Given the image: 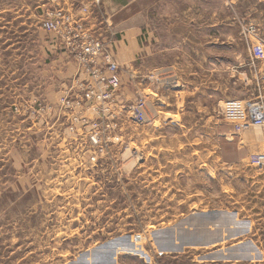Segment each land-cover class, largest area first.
<instances>
[{
    "label": "rangeland",
    "instance_id": "374dc122",
    "mask_svg": "<svg viewBox=\"0 0 264 264\" xmlns=\"http://www.w3.org/2000/svg\"><path fill=\"white\" fill-rule=\"evenodd\" d=\"M94 1L0 0V264H264V169L249 161L264 129L240 144L224 103L187 95L172 51L139 60L133 80L120 67L110 112L57 106L74 72H59L41 23ZM227 1L230 29H264V0ZM256 79L241 102H264Z\"/></svg>",
    "mask_w": 264,
    "mask_h": 264
},
{
    "label": "crops",
    "instance_id": "0c3cea01",
    "mask_svg": "<svg viewBox=\"0 0 264 264\" xmlns=\"http://www.w3.org/2000/svg\"><path fill=\"white\" fill-rule=\"evenodd\" d=\"M171 1L102 0L99 8L86 7L85 11L69 8L66 13L93 35L111 41L116 63L127 67V79L134 70L138 71L139 60L145 67L151 56L165 57L172 51L175 69L181 82L188 83L187 95L191 99L205 96L211 100L207 102L209 105L242 101L251 87L255 97L259 84L256 77L264 71V29H257L252 37H242L246 29H230L231 12L227 0H208L200 15L205 18L206 29H197L198 0H183L182 8L167 6L166 12L158 14L157 21L153 20L149 11L155 5ZM47 45L52 50L58 47L53 39ZM62 53V58L57 60L61 66L59 72L63 75L73 73L75 69L70 58ZM247 130L239 135L240 144L245 147L251 145Z\"/></svg>",
    "mask_w": 264,
    "mask_h": 264
},
{
    "label": "built area",
    "instance_id": "2783aa9c",
    "mask_svg": "<svg viewBox=\"0 0 264 264\" xmlns=\"http://www.w3.org/2000/svg\"><path fill=\"white\" fill-rule=\"evenodd\" d=\"M41 29L59 43L75 69L71 85L56 103L61 111L97 115L110 112L121 86V68L112 55L111 41L93 35L62 9L48 14ZM246 32L254 35L257 29L250 26ZM128 78L133 80L131 75ZM220 114L235 131L251 126L264 129V102L229 100L220 107ZM249 161L252 166L264 169V154L252 155Z\"/></svg>",
    "mask_w": 264,
    "mask_h": 264
}]
</instances>
